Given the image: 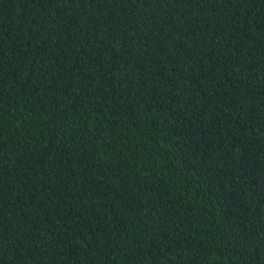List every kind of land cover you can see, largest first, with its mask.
Masks as SVG:
<instances>
[{
    "label": "trees",
    "instance_id": "16d2710c",
    "mask_svg": "<svg viewBox=\"0 0 264 264\" xmlns=\"http://www.w3.org/2000/svg\"><path fill=\"white\" fill-rule=\"evenodd\" d=\"M0 264H264V0H0Z\"/></svg>",
    "mask_w": 264,
    "mask_h": 264
}]
</instances>
